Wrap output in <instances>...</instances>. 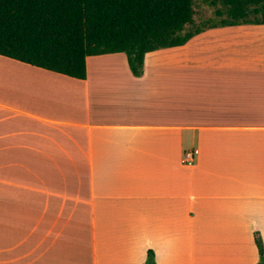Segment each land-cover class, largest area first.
Listing matches in <instances>:
<instances>
[{"label": "crops", "instance_id": "0c3cea01", "mask_svg": "<svg viewBox=\"0 0 264 264\" xmlns=\"http://www.w3.org/2000/svg\"><path fill=\"white\" fill-rule=\"evenodd\" d=\"M257 237L264 23L147 52L139 76L124 53L83 79L0 55V264H256Z\"/></svg>", "mask_w": 264, "mask_h": 264}, {"label": "trees", "instance_id": "16d2710c", "mask_svg": "<svg viewBox=\"0 0 264 264\" xmlns=\"http://www.w3.org/2000/svg\"><path fill=\"white\" fill-rule=\"evenodd\" d=\"M197 1L0 0V55L83 79L87 56L124 53L139 76L147 52L183 45L207 28L264 23V0H203L216 19L196 24ZM255 241L256 264H264ZM140 264H156L151 249Z\"/></svg>", "mask_w": 264, "mask_h": 264}, {"label": "rangeland", "instance_id": "374dc122", "mask_svg": "<svg viewBox=\"0 0 264 264\" xmlns=\"http://www.w3.org/2000/svg\"><path fill=\"white\" fill-rule=\"evenodd\" d=\"M214 9V6L205 3L203 0H198L194 14L195 23L198 24L199 22L209 18L216 19L214 15Z\"/></svg>", "mask_w": 264, "mask_h": 264}, {"label": "built area", "instance_id": "2783aa9c", "mask_svg": "<svg viewBox=\"0 0 264 264\" xmlns=\"http://www.w3.org/2000/svg\"><path fill=\"white\" fill-rule=\"evenodd\" d=\"M196 152H197V150L186 151V152L184 153L183 158H182L183 163H185V164H191V163H192V160H193L192 156H193V154H195Z\"/></svg>", "mask_w": 264, "mask_h": 264}]
</instances>
